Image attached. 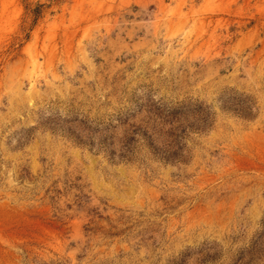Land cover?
Returning <instances> with one entry per match:
<instances>
[{
  "label": "rangeland",
  "instance_id": "rangeland-1",
  "mask_svg": "<svg viewBox=\"0 0 264 264\" xmlns=\"http://www.w3.org/2000/svg\"><path fill=\"white\" fill-rule=\"evenodd\" d=\"M0 264H264V0H0Z\"/></svg>",
  "mask_w": 264,
  "mask_h": 264
}]
</instances>
